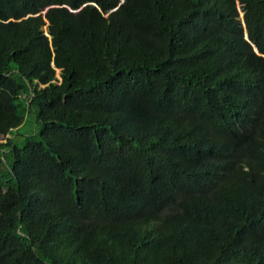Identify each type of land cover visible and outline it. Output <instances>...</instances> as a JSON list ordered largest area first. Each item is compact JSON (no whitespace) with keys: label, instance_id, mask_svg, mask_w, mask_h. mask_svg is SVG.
Returning <instances> with one entry per match:
<instances>
[{"label":"trees","instance_id":"trees-1","mask_svg":"<svg viewBox=\"0 0 264 264\" xmlns=\"http://www.w3.org/2000/svg\"><path fill=\"white\" fill-rule=\"evenodd\" d=\"M0 264H264V0H0Z\"/></svg>","mask_w":264,"mask_h":264},{"label":"rangeland","instance_id":"rangeland-1","mask_svg":"<svg viewBox=\"0 0 264 264\" xmlns=\"http://www.w3.org/2000/svg\"><path fill=\"white\" fill-rule=\"evenodd\" d=\"M53 65L55 66V71H56V76H57V82H61V77H60V67H59L56 63H53ZM58 75H59V76H58ZM33 121H34V117H32V116H28V115H27V117H25V119H23V122H22V124L20 125L21 130H22L23 132H25V133H28V132H32V133H34L36 129H35V127H34V123H33ZM13 134H14L13 131H9V132L7 133V136H9V135H13ZM22 138H23V136H22ZM18 142H20V140H19Z\"/></svg>","mask_w":264,"mask_h":264},{"label":"water","instance_id":"water-1","mask_svg":"<svg viewBox=\"0 0 264 264\" xmlns=\"http://www.w3.org/2000/svg\"><path fill=\"white\" fill-rule=\"evenodd\" d=\"M245 37H247V35H246V32H245ZM254 49L256 50V47L254 46ZM257 51V50H256Z\"/></svg>","mask_w":264,"mask_h":264}]
</instances>
